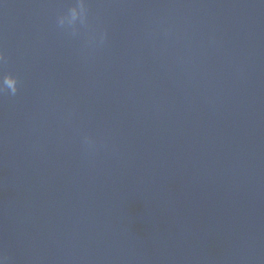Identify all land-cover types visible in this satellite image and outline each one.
<instances>
[{
    "label": "water",
    "instance_id": "water-1",
    "mask_svg": "<svg viewBox=\"0 0 264 264\" xmlns=\"http://www.w3.org/2000/svg\"><path fill=\"white\" fill-rule=\"evenodd\" d=\"M0 54L4 264H264V0H0Z\"/></svg>",
    "mask_w": 264,
    "mask_h": 264
},
{
    "label": "clouds",
    "instance_id": "clouds-1",
    "mask_svg": "<svg viewBox=\"0 0 264 264\" xmlns=\"http://www.w3.org/2000/svg\"><path fill=\"white\" fill-rule=\"evenodd\" d=\"M87 18V7L85 3L81 2L79 5L69 9L66 15L59 17L58 23L60 25L72 26L75 22L79 21L84 23ZM2 57V54H0ZM7 86L14 94L17 91V78L12 74L3 75L0 78V87ZM0 264H4L3 258H0Z\"/></svg>",
    "mask_w": 264,
    "mask_h": 264
}]
</instances>
